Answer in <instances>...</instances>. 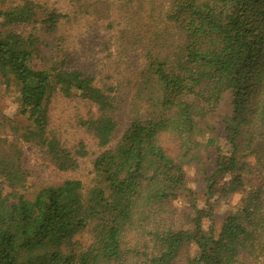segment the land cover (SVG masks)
<instances>
[{
    "label": "trees",
    "instance_id": "16d2710c",
    "mask_svg": "<svg viewBox=\"0 0 264 264\" xmlns=\"http://www.w3.org/2000/svg\"><path fill=\"white\" fill-rule=\"evenodd\" d=\"M82 2L90 11L103 3L0 9V78L16 98L14 113L0 107V264H264V0H167L145 33L106 18L108 39L97 50L84 41L78 49L89 55L79 58L74 40L88 36L74 34ZM25 25L26 35L12 29ZM60 27L61 57L39 34ZM108 64L114 70L102 73ZM75 93L94 107L81 125L102 149L92 183L66 179L28 193L19 141L62 172L86 156L49 127L52 99ZM224 102L225 152L207 125ZM122 107L132 119L110 148ZM209 146L206 198L239 194L238 204L217 230L213 221L205 230L196 209L191 227H178L184 165Z\"/></svg>",
    "mask_w": 264,
    "mask_h": 264
},
{
    "label": "rangeland",
    "instance_id": "374dc122",
    "mask_svg": "<svg viewBox=\"0 0 264 264\" xmlns=\"http://www.w3.org/2000/svg\"><path fill=\"white\" fill-rule=\"evenodd\" d=\"M23 0H0V9H8L13 5L21 3ZM36 2L48 9H57L61 11V6L67 0H30ZM95 0H90L94 2ZM103 3H98L96 6L99 11H90L88 7L84 8L85 2H82L83 7L79 14L80 26L75 30V35L82 31L88 33L87 37H83L80 41L79 38L74 40L76 50L78 52L77 57L86 58L89 54H84V49H78L79 46L86 40H90V44L87 47L93 45L97 50V44L99 41H106L108 39V32H106V18L109 21L122 22V26L127 28L128 32H149L155 27V24L148 21L149 16L156 18V12L165 10L168 2L167 0H102ZM148 4V5H147ZM106 6L110 7V11L105 10ZM116 10V11H115ZM84 11H88L89 14L95 15L100 18L98 21L92 20L90 16H84ZM154 12V13H153ZM119 28L117 24L114 25V29ZM16 32L26 35L32 31L31 25L12 27ZM42 40L48 45L54 48V51H59L61 57V27L59 31L45 35L43 32ZM75 36V37H76ZM74 37V38H75ZM97 40V42H96ZM79 41V43H78ZM97 43V44H96ZM73 42H67L64 47H71ZM95 50V51H96ZM101 54H98V56ZM74 56H71V60ZM76 57V58H77ZM99 57V58H100ZM131 65H135L134 60L130 61ZM133 66V67H134ZM114 64H108L105 69H101L104 73L105 70H114ZM13 86L15 84L13 83ZM16 98L14 94L11 95L5 92L4 85L0 78V107L7 114L14 113ZM94 112V107L85 101L79 93H75L71 98L64 99L58 96L52 99L50 104V130L56 134L61 142L62 146L69 150H76L79 145L84 147L86 156L79 159V168L75 171L62 172L57 170L48 158L36 147L33 143L26 141H19V144L23 150L22 156V168L26 176V187L28 193H32L40 187L45 185L60 184L66 179H78L82 182L86 188L91 185L93 180L92 172V160L97 156L102 149L97 146V141L93 135L88 132L84 126L81 125V121L86 120L88 113ZM228 114V106L226 102L217 111V114L209 118L207 125L210 127V135H218L217 145L220 146L223 152L228 151V146H225L222 137V116ZM132 116L129 110L122 107L116 114L117 129L113 134V138L108 147H113L120 135L123 133L128 125ZM217 133V134H216ZM208 135L204 134V138ZM210 137V136H209ZM216 137V136H215ZM213 146L206 148H200L198 157L193 161H188L184 165L186 172L185 189L175 201L174 207L177 210L175 223L178 227L188 229L191 227V219L194 217V209L202 211L201 225L207 230L210 221H213L214 230H217L220 224L221 218L228 212L234 209L238 204L239 194L227 195L225 197L214 195L211 198H206L205 194V182L204 175H208L213 169ZM211 209V220H209L208 214ZM81 243L86 244L88 240L85 235L80 237Z\"/></svg>",
    "mask_w": 264,
    "mask_h": 264
}]
</instances>
